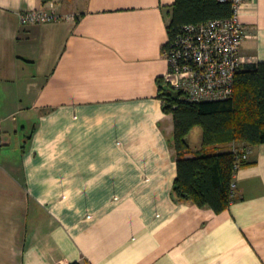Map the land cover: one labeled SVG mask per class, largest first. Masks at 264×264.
Returning a JSON list of instances; mask_svg holds the SVG:
<instances>
[{
  "label": "crops",
  "instance_id": "obj_1",
  "mask_svg": "<svg viewBox=\"0 0 264 264\" xmlns=\"http://www.w3.org/2000/svg\"><path fill=\"white\" fill-rule=\"evenodd\" d=\"M52 1L76 19L23 25L44 0H0V264H264V143L223 211L173 196L159 78L176 0ZM239 18L247 69L264 0Z\"/></svg>",
  "mask_w": 264,
  "mask_h": 264
},
{
  "label": "trees",
  "instance_id": "obj_2",
  "mask_svg": "<svg viewBox=\"0 0 264 264\" xmlns=\"http://www.w3.org/2000/svg\"><path fill=\"white\" fill-rule=\"evenodd\" d=\"M173 8L170 37L185 24L234 14L232 3L222 0H176ZM159 96L164 111L174 116L172 144L178 166L174 198L223 211L233 199L234 175L248 161L237 167L234 146H225L233 142L240 143L235 146L264 143V62L238 72L234 95L228 99L189 101L164 78H159ZM197 126L203 129V139L201 148L195 151L189 135Z\"/></svg>",
  "mask_w": 264,
  "mask_h": 264
},
{
  "label": "built area",
  "instance_id": "obj_3",
  "mask_svg": "<svg viewBox=\"0 0 264 264\" xmlns=\"http://www.w3.org/2000/svg\"><path fill=\"white\" fill-rule=\"evenodd\" d=\"M222 1L232 3L234 14L231 17L185 24L170 37L165 48L169 68L164 80L189 101L232 97L237 74L248 60L241 54L245 34L239 18L246 0ZM18 17L23 25L76 19L75 14L59 12L58 5L52 0L39 8L19 11ZM2 145L0 137V148ZM233 151L237 167L243 160H248L252 153L251 146H234ZM236 186L233 181L232 194Z\"/></svg>",
  "mask_w": 264,
  "mask_h": 264
},
{
  "label": "rangeland",
  "instance_id": "obj_4",
  "mask_svg": "<svg viewBox=\"0 0 264 264\" xmlns=\"http://www.w3.org/2000/svg\"><path fill=\"white\" fill-rule=\"evenodd\" d=\"M203 129L201 126H197L190 135V145L196 149L202 146Z\"/></svg>",
  "mask_w": 264,
  "mask_h": 264
}]
</instances>
